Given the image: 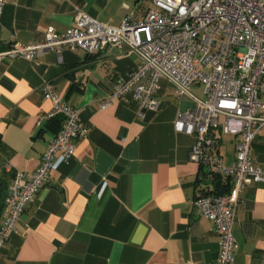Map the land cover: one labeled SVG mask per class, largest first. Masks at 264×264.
<instances>
[{"label":"crops","instance_id":"obj_1","mask_svg":"<svg viewBox=\"0 0 264 264\" xmlns=\"http://www.w3.org/2000/svg\"><path fill=\"white\" fill-rule=\"evenodd\" d=\"M151 7L143 0H7L0 50L15 42L36 43L50 27L63 34L82 12L119 27L130 13L143 20ZM139 63L126 48L107 47L92 55L64 50L60 56L48 52L37 63L0 64V225L8 215L5 199L13 175L4 165L35 172L62 129V116L40 121L53 107L43 96L44 83H53L90 125L89 135L74 141L70 161L55 154L48 183L24 211L0 264H217L214 223L200 217L193 204L199 190L212 194L214 186L200 182V168L189 159L195 136L175 129L178 112L191 101L176 98L162 80L156 112L140 117L132 96L101 107ZM216 134L219 156L229 167L237 139L221 129ZM253 158L264 170V129L254 142ZM240 199L234 264H264V183L248 187Z\"/></svg>","mask_w":264,"mask_h":264},{"label":"built area","instance_id":"obj_2","mask_svg":"<svg viewBox=\"0 0 264 264\" xmlns=\"http://www.w3.org/2000/svg\"><path fill=\"white\" fill-rule=\"evenodd\" d=\"M6 3L0 0V19ZM107 47L126 48L140 63L115 84L102 109L115 99L129 101L132 96L140 117L146 111L156 112L162 80L171 85L176 98L191 101L190 108L178 112L175 129L196 138L189 159L200 168L199 180L231 182L224 195L199 190L193 204L200 217L214 223L220 245L217 264H234L238 244L233 229L241 194L264 183V170L253 158L254 142L264 129V0H153L143 20H134L130 13L119 27L82 12L63 34L50 27L36 43L15 42L0 50V64L18 59L37 63L48 52L60 56L64 50L92 55ZM199 87L204 88L203 97L194 92ZM42 93L53 107L40 121L62 116V129L35 172H14L12 164L4 165L5 172L13 175L5 199L8 215L0 225V254L27 206L47 185L55 154L70 161L74 141L90 132V125L62 100L53 83L45 82ZM217 129L237 139L236 158L229 167L219 156Z\"/></svg>","mask_w":264,"mask_h":264},{"label":"trees","instance_id":"obj_3","mask_svg":"<svg viewBox=\"0 0 264 264\" xmlns=\"http://www.w3.org/2000/svg\"><path fill=\"white\" fill-rule=\"evenodd\" d=\"M211 184L214 186V190L211 193L215 195L227 194L231 189V182L229 179H226V181L224 182L222 178H218ZM204 190L207 191L206 189ZM208 192L210 193V191Z\"/></svg>","mask_w":264,"mask_h":264},{"label":"rangeland","instance_id":"obj_4","mask_svg":"<svg viewBox=\"0 0 264 264\" xmlns=\"http://www.w3.org/2000/svg\"><path fill=\"white\" fill-rule=\"evenodd\" d=\"M151 4H152V0H143V6L144 7H147V8L151 7ZM203 89H204L203 87H200V89L199 88H195L194 92L197 93L199 96L203 97L204 96ZM220 122L223 123L224 119H220Z\"/></svg>","mask_w":264,"mask_h":264},{"label":"water","instance_id":"obj_5","mask_svg":"<svg viewBox=\"0 0 264 264\" xmlns=\"http://www.w3.org/2000/svg\"><path fill=\"white\" fill-rule=\"evenodd\" d=\"M209 185V184H208Z\"/></svg>","mask_w":264,"mask_h":264}]
</instances>
